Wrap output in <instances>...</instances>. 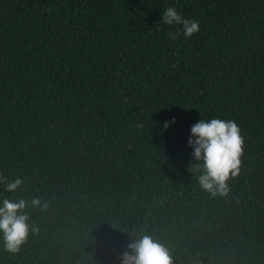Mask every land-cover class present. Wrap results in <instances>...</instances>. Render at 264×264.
Masks as SVG:
<instances>
[{
	"label": "trees",
	"instance_id": "1",
	"mask_svg": "<svg viewBox=\"0 0 264 264\" xmlns=\"http://www.w3.org/2000/svg\"><path fill=\"white\" fill-rule=\"evenodd\" d=\"M169 6L199 31L170 40ZM212 118L245 139L224 197L188 144ZM0 174L24 180L0 204H47L0 264H121L143 235L173 264H264V0H0Z\"/></svg>",
	"mask_w": 264,
	"mask_h": 264
},
{
	"label": "clouds",
	"instance_id": "2",
	"mask_svg": "<svg viewBox=\"0 0 264 264\" xmlns=\"http://www.w3.org/2000/svg\"><path fill=\"white\" fill-rule=\"evenodd\" d=\"M161 21L165 25L179 26L176 31L168 33L170 40L181 35L191 37L199 31V21L185 18L174 6L164 9ZM170 123H175V117L165 121L164 128L167 129ZM190 132L188 144L193 149L192 159L199 162L195 167L201 172L197 177L200 188L212 197L227 196L230 191L228 181L239 175L244 155L245 139L240 127L234 120L201 119L191 127ZM0 184L6 192L15 193L24 180L20 176L9 178L0 174ZM41 206L46 208L47 204L39 198L30 201L23 198L3 199L0 204V233L6 252L19 253L30 232L35 234L39 231L34 223L29 224L30 217L25 209ZM127 247L130 251L121 254V264H173L168 249L150 235L133 239Z\"/></svg>",
	"mask_w": 264,
	"mask_h": 264
}]
</instances>
